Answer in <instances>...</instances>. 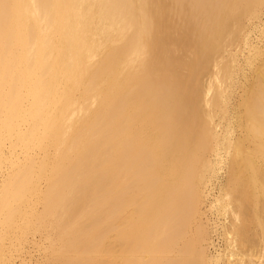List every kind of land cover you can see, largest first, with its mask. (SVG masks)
Listing matches in <instances>:
<instances>
[{"label":"bare ground","instance_id":"bare-ground-1","mask_svg":"<svg viewBox=\"0 0 264 264\" xmlns=\"http://www.w3.org/2000/svg\"><path fill=\"white\" fill-rule=\"evenodd\" d=\"M0 264H264V0H0Z\"/></svg>","mask_w":264,"mask_h":264},{"label":"rangeland","instance_id":"rangeland-1","mask_svg":"<svg viewBox=\"0 0 264 264\" xmlns=\"http://www.w3.org/2000/svg\"><path fill=\"white\" fill-rule=\"evenodd\" d=\"M196 43H197V42H196V41H194V42H193V45H195Z\"/></svg>","mask_w":264,"mask_h":264}]
</instances>
